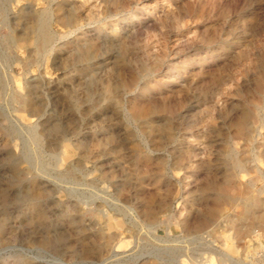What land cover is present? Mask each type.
<instances>
[{
  "label": "rangeland",
  "instance_id": "obj_1",
  "mask_svg": "<svg viewBox=\"0 0 264 264\" xmlns=\"http://www.w3.org/2000/svg\"><path fill=\"white\" fill-rule=\"evenodd\" d=\"M205 260L264 264V0H0V264Z\"/></svg>",
  "mask_w": 264,
  "mask_h": 264
},
{
  "label": "bare ground",
  "instance_id": "obj_2",
  "mask_svg": "<svg viewBox=\"0 0 264 264\" xmlns=\"http://www.w3.org/2000/svg\"><path fill=\"white\" fill-rule=\"evenodd\" d=\"M38 23H39V22H38ZM41 24H42V23H41ZM43 27H44V26H43ZM37 28H39V27H37ZM40 28H41V27H40ZM40 28H39V30H40ZM42 29H43V28H42ZM42 31H43V30H42ZM45 32H46V31H45ZM41 33H42V35H41V38H40V39H41V42H44V40H46V37H47V36H46L45 33H43V32H41ZM39 35H40V34H39ZM39 35H38V36H39ZM38 36H37V37H38ZM48 37H49V36H48ZM37 39H38V38H37ZM41 42H40V43H41ZM38 45H39V44H38ZM42 47H43V46H42ZM224 190H226V188H223L222 191H224ZM115 249H116V248H115ZM113 255H115L114 252H113ZM203 264H212V262H211V260H210V261H209V260H205V261H203Z\"/></svg>",
  "mask_w": 264,
  "mask_h": 264
}]
</instances>
